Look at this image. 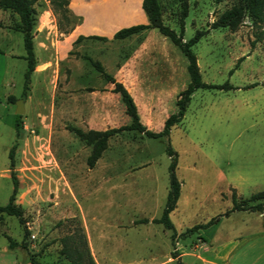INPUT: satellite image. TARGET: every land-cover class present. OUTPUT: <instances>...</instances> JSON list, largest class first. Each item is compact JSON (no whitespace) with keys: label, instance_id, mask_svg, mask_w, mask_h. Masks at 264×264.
<instances>
[{"label":"rangeland","instance_id":"1","mask_svg":"<svg viewBox=\"0 0 264 264\" xmlns=\"http://www.w3.org/2000/svg\"><path fill=\"white\" fill-rule=\"evenodd\" d=\"M186 1L185 39L196 29L207 28L234 2ZM159 2L164 22L179 30L183 0ZM38 3L41 21L48 22L50 12L44 9L45 2ZM103 8V4H96L94 11H100L94 16L106 23L110 15ZM131 8L134 14L135 8ZM263 28L264 24L254 25L247 12L235 30L227 26L209 28L192 45L202 79L227 81L232 87L195 89L184 117L172 126L169 135L152 137L133 130L116 135L93 167L83 158L84 142L64 126L86 114L85 109L76 111L70 105L79 102L83 107L91 99L85 89H77L70 81L69 65L90 66L82 56L87 53L114 68L137 37L106 41L86 38L75 45L73 52H68L69 59L60 62L62 75L54 100L44 98L41 109L36 98L29 106L24 103L22 114L28 128L22 131L15 149L19 180L15 201L23 208L29 229L28 248L8 246L5 234L20 241L24 230L17 216L0 212V258L31 264L29 249L42 264H68L60 237L82 226L94 247L89 245L95 264H172L174 247L184 264H217L213 262L219 260L215 246L238 233L262 228L264 209L231 210V193L234 187L237 200L246 204L264 201L248 199L251 193L264 189V37L256 38ZM163 37L156 29L152 38L174 45ZM0 47L15 54L25 52L19 18L12 9L0 8ZM25 68L22 56H0V78L5 70L0 94L10 89L21 97ZM94 73L99 74L95 68ZM96 74L91 83L98 86L101 79ZM34 83H38L36 78ZM13 104L10 109L0 106V204L8 201L12 191L11 177L4 169L9 165L8 151L15 138L14 123L11 129L7 125L8 114L12 113L13 122L15 119ZM124 117L122 113L118 119ZM169 142L178 153L176 173L181 180L177 205L169 213L173 228L151 220L161 215L169 189ZM213 216L217 217L215 222L187 231ZM82 264H89L86 255Z\"/></svg>","mask_w":264,"mask_h":264},{"label":"crops","instance_id":"2","mask_svg":"<svg viewBox=\"0 0 264 264\" xmlns=\"http://www.w3.org/2000/svg\"><path fill=\"white\" fill-rule=\"evenodd\" d=\"M43 1L45 2L44 9L50 12V20L48 22L41 21V12L34 26L33 41L36 63L31 72V88L27 94L28 99L24 102L25 104L28 103L29 106L32 102L31 100L36 98L40 109L43 108L44 98L54 100L57 81L62 75L60 62L65 58L69 59L67 57L68 51L83 41L82 39L79 42H73L79 34L106 35L109 37L107 40L126 39L137 36V34H132L125 38H112V35L122 26L149 21L147 13L142 8V0H97L96 3L90 0H69V9L73 13L81 15L82 20L76 23L68 32H59L50 4L47 0ZM90 4L94 6L103 4L104 8L102 11L104 9L109 10V20L106 23L98 21L94 14H97L100 10L94 11V6L89 7ZM131 7L135 8V11L133 10L134 14H131ZM134 15L135 17L132 18ZM155 28L165 36L163 38L169 39L175 47H173L174 45L172 47L167 45L168 42L165 43L163 39L152 38L156 33ZM15 55L22 56L26 60L25 52L20 54H15L12 50L0 52V56L4 57ZM87 62L91 67L86 64L79 67L69 65L70 81L76 83L77 89H85L84 92L91 98L90 103L83 107L79 102H75V105H70L76 111L79 109H85L86 111L83 118L76 119L72 124H87L92 128L104 129L130 122V113L126 109L120 93L112 90L114 83L106 80L99 72V74L94 73V67L89 61ZM102 63L105 69L122 81L131 92L142 122L152 130H161L163 128L165 118L177 109L190 80L186 55L168 35L162 33L155 26L149 27L141 41L125 59L120 61L119 65L114 68H108L104 62ZM4 72L5 70H3L0 83L3 82ZM93 74L98 75L101 79L98 86L91 83ZM35 78L38 82L37 84L34 83ZM88 87H92V89ZM35 89H37V92H35ZM9 94H13L10 89H5L0 94V106L5 109H10L15 103L8 100ZM53 104H55L54 101ZM122 113H125V117L119 120L118 117ZM11 115L12 113L8 114V118H10L8 123L6 122L10 129L12 128V123H14ZM27 128L28 122L24 119V130ZM131 130L137 131L135 129H126L112 133L108 137L107 146L96 161L93 164H87L90 167L97 164L103 152L109 147L111 138L116 135H126L128 134L126 132H132ZM68 131L78 139L80 138L72 130L68 129ZM79 140L86 145V151L83 154V158L86 160L91 152L92 144L87 143L82 138ZM15 165H17V162H15ZM4 170L6 175L9 174L10 176L9 165ZM89 245L94 250L90 240ZM214 250L216 252L215 256L219 260L213 262L217 264H264V226L257 230L238 233L219 246H215ZM0 264L16 263L0 258Z\"/></svg>","mask_w":264,"mask_h":264},{"label":"trees","instance_id":"3","mask_svg":"<svg viewBox=\"0 0 264 264\" xmlns=\"http://www.w3.org/2000/svg\"><path fill=\"white\" fill-rule=\"evenodd\" d=\"M51 4V9L56 16V25L59 32H68L74 25L82 20V16L73 13L69 7V0H49ZM38 0H0V8L12 9L15 11L19 17V30L22 33L23 46L25 49L26 57V68L24 70V83L21 97L25 99L28 94V91L31 86V72L35 67L36 63V54L34 50V26L38 20L39 9H38ZM142 8L148 15L149 21L146 23L139 22L133 23L127 26H122L118 28L112 35V38H125L131 36L132 34H137L135 43L131 48L124 52L121 60L125 59L132 51V49L141 41L145 31L151 27H158L159 30L168 35L170 39L177 44L180 49L184 52L188 59L187 69L189 72L190 80L187 83L183 97L180 99L177 109L170 113L164 120V126L161 130H152L148 128L141 120L137 105L135 100L124 85V83L118 80L112 73L108 72L100 59L94 58L90 54L83 53L82 56L86 58L92 66L106 79L112 81L114 86L112 87L113 91L120 93L121 99L125 104L126 109L130 113L131 120L128 123H122L117 126H111L104 129H97L92 127L83 128L82 126L66 123L64 126L69 130L75 132L80 138L85 139L89 144H92L91 152L86 158L88 164H93L96 159L99 157L101 152L107 146L108 137L118 131L126 129H135L138 132H141L147 136L156 137L162 134L169 135L170 130L173 125L180 122L184 117L187 106L190 102L192 92L199 87H209V88H229L232 87L227 81L223 83H212L207 82L202 79L200 72V67L197 60V55L192 48V45L197 42L200 37L209 31L211 27L227 26L231 30L237 29L242 21V17L245 12L251 17L254 25L261 27L264 24V0H234V2L227 8H225L216 19H214L207 28L196 29L195 33L184 39V24L185 17L188 14L187 1L183 0V6L181 9V14L179 16V30L171 27L169 24L165 23L162 16V9L159 0H142ZM60 15V16H59ZM65 21V26H62V20ZM264 37V28L259 31L256 35L257 39ZM84 38H97L101 40H107L109 37L106 35L100 34H79L75 42H79ZM254 44L252 41L251 45ZM0 52H3V49L0 47ZM72 53L73 50L68 51ZM242 56L237 58L235 66L238 65L239 61L242 59ZM120 60V61H121ZM118 61L117 65L120 64ZM254 84V83H252ZM92 89V87H88ZM17 97L14 94L8 95V100L15 102ZM15 127V138L9 147L8 156H9V170L12 180V191L9 195L8 201L4 204H0V212L7 214H13L17 216L19 222L23 226V237L20 241H17L9 234H5L8 238V246L14 247L20 245L22 247L28 248V241L26 240L29 233V229L26 225V219L23 214V208L15 201L16 194L18 191L19 180L15 173V149L18 145L19 138L21 133L24 130V119L22 113H16L14 119ZM167 153L170 156L169 163V189L167 191L165 204L163 206L161 215L158 217H153L151 220L153 222H161L165 227L173 228V222L170 219L169 213L176 207L178 198L181 192V180L179 179L176 173L177 166V151L172 147L169 142L166 147ZM264 198V189L251 193L248 199ZM231 210L234 209H253L263 211L264 201L246 204L245 202H240L237 200V193L233 187L231 193ZM143 220H148L144 218ZM217 220V217H211L203 223H196L188 227L187 231L191 232L196 228L207 226ZM264 224V222H263ZM174 238V234H172ZM63 244L61 252H63L68 258V264H82L83 258L86 255L89 264H95V260L92 256L87 235L82 226H78L77 229H74L72 232L67 233L60 237ZM174 243V242H173ZM80 245L83 248H80ZM171 256L174 258L172 264H184L181 259L180 252L177 251L176 247L171 251ZM28 257L31 264H42L39 259L36 258L35 253L28 249Z\"/></svg>","mask_w":264,"mask_h":264},{"label":"water","instance_id":"4","mask_svg":"<svg viewBox=\"0 0 264 264\" xmlns=\"http://www.w3.org/2000/svg\"><path fill=\"white\" fill-rule=\"evenodd\" d=\"M15 103H16L15 112L16 113H23L25 110L24 98L23 97L17 98Z\"/></svg>","mask_w":264,"mask_h":264}]
</instances>
